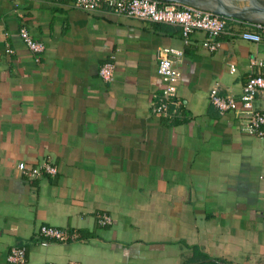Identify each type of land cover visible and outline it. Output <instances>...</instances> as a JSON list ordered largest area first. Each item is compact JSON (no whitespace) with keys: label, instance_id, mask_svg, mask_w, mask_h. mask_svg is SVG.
Wrapping results in <instances>:
<instances>
[{"label":"crops","instance_id":"crops-1","mask_svg":"<svg viewBox=\"0 0 264 264\" xmlns=\"http://www.w3.org/2000/svg\"><path fill=\"white\" fill-rule=\"evenodd\" d=\"M21 26L43 52L25 47ZM238 30L209 51L202 31L184 41L176 25L71 0H0V264L11 246L24 264H264V139L208 101L214 83L238 98L250 59L264 57V31L252 42ZM159 47L182 51L172 119L152 110ZM252 104L264 111V90ZM44 160L55 174L16 166ZM41 224L77 238L40 239Z\"/></svg>","mask_w":264,"mask_h":264},{"label":"built area","instance_id":"built-area-1","mask_svg":"<svg viewBox=\"0 0 264 264\" xmlns=\"http://www.w3.org/2000/svg\"><path fill=\"white\" fill-rule=\"evenodd\" d=\"M72 6L84 11L108 10L115 14L148 22L176 25L180 37L187 41L188 36L194 31H202L205 34L204 45L209 50H214L219 44V37L225 33L229 25H236L239 30L236 34L247 41L259 42L263 25L249 24L247 22L224 17L201 8L181 4L178 2H162L157 0H71ZM18 35L25 47L34 54L44 50L41 41L34 40L27 29L19 27ZM6 52L12 50L6 47ZM182 55V51L172 47H159L156 49V72L163 83L161 92L155 96L152 110L154 113L172 119L177 116L182 103L176 96V82L179 72L174 62ZM37 61L38 58H35ZM251 69L245 83L242 85L238 98L219 93L217 83L208 90V101L213 108L222 114L226 111H235L243 118L240 130L247 135L264 139V111L253 108V99L258 91L264 90V57H252L249 62ZM114 69L113 57L110 56L100 64L98 75L104 81L112 79ZM233 71V69H230ZM17 168L24 177H36L40 174L53 175L56 167L48 160L37 165L27 166L23 161L17 163ZM98 225L111 223L110 216L105 212L95 215ZM36 237L40 239L65 242L77 238L74 232L66 228L41 224L36 231ZM6 260L10 264H24L26 251L22 246H11L6 254Z\"/></svg>","mask_w":264,"mask_h":264},{"label":"water","instance_id":"water-1","mask_svg":"<svg viewBox=\"0 0 264 264\" xmlns=\"http://www.w3.org/2000/svg\"><path fill=\"white\" fill-rule=\"evenodd\" d=\"M162 2H178L201 8L214 14L232 17L249 24H258L264 26V0H251L250 9H242L228 4L214 6L210 0H157Z\"/></svg>","mask_w":264,"mask_h":264},{"label":"bare ground","instance_id":"bare-ground-1","mask_svg":"<svg viewBox=\"0 0 264 264\" xmlns=\"http://www.w3.org/2000/svg\"><path fill=\"white\" fill-rule=\"evenodd\" d=\"M212 5L217 6L221 4H228L230 6L242 8V9H250L251 8V0H210ZM236 2V3H235Z\"/></svg>","mask_w":264,"mask_h":264},{"label":"rangeland","instance_id":"rangeland-1","mask_svg":"<svg viewBox=\"0 0 264 264\" xmlns=\"http://www.w3.org/2000/svg\"><path fill=\"white\" fill-rule=\"evenodd\" d=\"M236 3V2H235Z\"/></svg>","mask_w":264,"mask_h":264}]
</instances>
